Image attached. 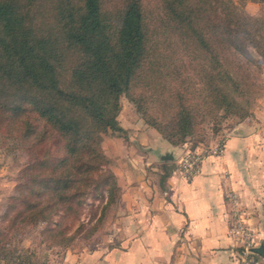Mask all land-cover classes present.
<instances>
[{
    "label": "trees",
    "instance_id": "1",
    "mask_svg": "<svg viewBox=\"0 0 264 264\" xmlns=\"http://www.w3.org/2000/svg\"><path fill=\"white\" fill-rule=\"evenodd\" d=\"M247 1L264 5L158 0L154 13L145 0H0V132L31 155L12 221L42 223L48 242L68 246L89 196L106 193L104 215L118 188L103 135L121 130L122 95L175 146L201 138L210 116L248 117L264 12L247 14ZM31 257L0 242L5 264Z\"/></svg>",
    "mask_w": 264,
    "mask_h": 264
},
{
    "label": "rangeland",
    "instance_id": "2",
    "mask_svg": "<svg viewBox=\"0 0 264 264\" xmlns=\"http://www.w3.org/2000/svg\"><path fill=\"white\" fill-rule=\"evenodd\" d=\"M145 6L156 13L158 11V0H145ZM244 9L247 14L256 16L263 14L264 5L259 2L247 1L244 4ZM254 71L255 76L253 80L257 87L256 93L253 94L254 100L251 106V114L248 117L239 119L237 116L227 115L219 120H213V117L210 116L203 123L204 132L201 138H199L200 140L192 137L185 143L176 146L163 138L173 146L171 153L175 156L174 160L162 161L158 157L159 159H156L149 166L145 167L142 160H138V163L135 161L129 162V149H122L121 145L119 147L112 143L114 147L121 148L120 151H117L118 153L114 154L111 152L112 145L106 143L107 139L109 140L108 137H124L127 138L129 143L137 141L139 147L141 143L142 145H148L147 138L144 136L137 140L131 138L130 142V136H136L133 132L137 128L128 129L121 127V125L133 124V121L136 120L138 124L141 125L142 123V127L149 126L144 121L142 115L136 111L134 105L129 103L126 97L122 95L120 97L121 109L116 116V121L121 127V130L118 133L109 131L104 134L103 140L104 136H106V139L102 142L103 151L109 160L107 167L115 176L118 188L115 192V201L106 208L104 215L100 218L106 202V193L99 199L89 196L79 218V221L83 222L85 226L74 236L68 246L55 245L48 242L45 236L46 234L43 232L44 224L42 223L20 224L12 221L13 210H11V205L13 196H16L15 189L19 185L27 182V177L24 175V167L31 160V155L0 132L1 244L6 245L7 249L16 250V253L20 254L21 258L32 255L31 259L36 264H69L70 261L67 258L71 254H82L104 246L105 244L101 243H105L103 239L108 236L110 240L114 241L110 235L112 226L107 223H112L117 213L115 207L120 197V188L117 180L124 178L126 183L137 181L135 180L137 175L125 170L126 165V167H139V170L142 167L146 180L155 183L157 181L160 182V177L162 176L163 179L164 175L167 174V163L173 165L172 167L178 170V160L186 152L196 151L203 153L205 158L210 155L218 157L224 156L229 162L234 164L236 176L234 182L236 186L234 188H229L228 186L225 191L230 222L229 231L232 232V229L240 231L241 229L246 230V236L240 233L235 236L239 250L248 247L251 251L253 247L259 246L261 242H264V60L261 63L260 69L257 71L255 68ZM121 113L120 120H118V116ZM221 113L223 114V112ZM130 120L132 121L130 122ZM232 137L240 139L241 142L229 145L228 141ZM244 139H247V142ZM219 147H223V152L213 154V149ZM126 150L128 152H125ZM111 153L113 157L110 156ZM164 153H167V150ZM205 158H203V161ZM151 167L155 170L149 169ZM146 169L153 172L154 175ZM193 176L185 178L190 179ZM223 176L227 178L230 177V174L225 171ZM99 219L101 220L99 221ZM94 224L96 229L89 232ZM77 225L78 222H75L70 233L76 229ZM112 245L114 244L112 243ZM250 256L255 261L259 257L254 252H251ZM0 264H5V262L0 260Z\"/></svg>",
    "mask_w": 264,
    "mask_h": 264
},
{
    "label": "crops",
    "instance_id": "3",
    "mask_svg": "<svg viewBox=\"0 0 264 264\" xmlns=\"http://www.w3.org/2000/svg\"><path fill=\"white\" fill-rule=\"evenodd\" d=\"M121 127L137 128L133 132L137 137L130 136V142L131 138H147L148 145L141 143L139 147L137 141L129 143L124 137H108L106 143L129 149L130 163L142 160L144 167L149 166L166 150L173 149L154 128L142 127L137 120ZM105 139L106 136L103 142ZM239 142L232 137L228 144ZM113 145L111 152L116 154L121 148ZM126 166V171L137 175V181L126 183L117 176V213L113 222L107 223L112 226L110 235L114 241L108 236L101 243L104 246L71 254L67 258L69 264H238V242L229 231L225 198L228 186H236L233 163L224 156L210 155L204 159L200 172L190 179L167 163V174L155 183L146 180L142 167L139 170ZM225 171L230 177L224 178ZM256 260V264H264L261 256Z\"/></svg>",
    "mask_w": 264,
    "mask_h": 264
},
{
    "label": "built area",
    "instance_id": "4",
    "mask_svg": "<svg viewBox=\"0 0 264 264\" xmlns=\"http://www.w3.org/2000/svg\"><path fill=\"white\" fill-rule=\"evenodd\" d=\"M223 147L215 148L213 149V154H220L223 152ZM203 158H205V155L201 152L196 151H188L178 160V171L184 176V177H190L192 175L197 174L200 171L201 164L203 162ZM232 236L235 238L236 234L241 235H247L246 230L241 229L240 230H233L230 232ZM252 250L250 251L248 247H244V249H241L238 251L237 258H238V264H256V261L254 258H252L251 255ZM255 253V252H254ZM256 254V253H255Z\"/></svg>",
    "mask_w": 264,
    "mask_h": 264
},
{
    "label": "water",
    "instance_id": "5",
    "mask_svg": "<svg viewBox=\"0 0 264 264\" xmlns=\"http://www.w3.org/2000/svg\"><path fill=\"white\" fill-rule=\"evenodd\" d=\"M175 156L173 153L171 152H167V153H164L163 155L160 156V159L162 161H171V160H174ZM253 251L261 256L262 258H264V242H261L259 246L257 247H253Z\"/></svg>",
    "mask_w": 264,
    "mask_h": 264
}]
</instances>
